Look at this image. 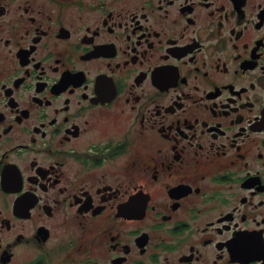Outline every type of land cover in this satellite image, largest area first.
<instances>
[{
  "label": "flooded vegetation",
  "instance_id": "flooded-vegetation-1",
  "mask_svg": "<svg viewBox=\"0 0 264 264\" xmlns=\"http://www.w3.org/2000/svg\"><path fill=\"white\" fill-rule=\"evenodd\" d=\"M0 264H264V0H0Z\"/></svg>",
  "mask_w": 264,
  "mask_h": 264
}]
</instances>
